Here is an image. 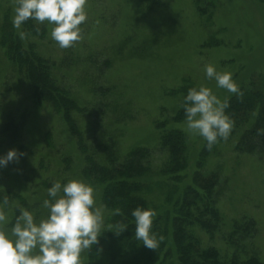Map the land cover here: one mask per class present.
<instances>
[{
	"label": "rangeland",
	"instance_id": "1",
	"mask_svg": "<svg viewBox=\"0 0 264 264\" xmlns=\"http://www.w3.org/2000/svg\"><path fill=\"white\" fill-rule=\"evenodd\" d=\"M14 4L0 0V156L11 149L23 153L0 168V196H9V215L23 207L35 211L37 220L44 218L40 204L54 181L91 184L84 172L86 157L108 165L105 157L111 149L117 163L132 150L144 149L148 168L137 180L139 195L151 208L166 209L171 191L177 188L175 199L196 171L214 175L219 225L213 234L192 229L200 246L217 250L221 262L235 256L264 263V137L261 150L246 152L238 149V131L202 158L206 142L187 130L181 106L187 91L201 85L221 100L233 95L205 79L206 64L232 72L239 87L250 78L264 80V12L258 1L88 0L83 39L67 49L51 39L46 23L33 22L44 26L42 37L21 40L12 25ZM4 28L24 49L31 43L48 62L55 85L75 104L66 118L71 126L63 111L32 101L29 85L1 43ZM12 123L21 130L9 143L6 133ZM170 129L185 138L186 168L177 185L160 173L168 158L160 136ZM91 185L97 204H103V187ZM110 215L106 208V218ZM106 232L97 245L102 251L93 260L86 251L85 264H119L125 257L119 243L105 238ZM143 248L138 242L136 250Z\"/></svg>",
	"mask_w": 264,
	"mask_h": 264
},
{
	"label": "trees",
	"instance_id": "2",
	"mask_svg": "<svg viewBox=\"0 0 264 264\" xmlns=\"http://www.w3.org/2000/svg\"><path fill=\"white\" fill-rule=\"evenodd\" d=\"M257 1L264 12V0ZM33 22L29 20L23 30L30 33V36L42 37L44 26L34 25ZM2 34L1 43L6 48V56L15 64L29 85L32 101L37 105L48 103L53 110L63 111L66 120L69 110H73L75 104L68 99V94L55 85L48 62L35 53L31 43L24 49L20 39L12 32L7 33L4 28ZM239 89V95L233 94L228 98L229 107L225 110L234 121L230 135L241 132L238 149L246 152L261 150L263 137L257 135V129H264V80L256 82L254 78H250L248 84L240 86ZM176 119L180 117L177 116ZM66 121L71 126L68 119ZM19 126L13 123L9 126L6 133L9 143H14L18 138L21 130ZM160 147L168 154L160 173L167 177L169 182L177 185L181 179L180 173L186 168L185 138L175 129L167 130L160 136ZM81 149L83 150L82 147ZM111 151L113 152V149ZM209 151L204 145L200 156L204 158ZM112 152L105 157L108 165L99 164L92 157H86L87 167L84 172L91 184L103 187L101 200L106 208H119L121 211V215L111 214L106 222L112 225L121 222L128 225V228L119 234L107 231L105 235L110 241L119 243V253L126 257L122 258L119 264H264L255 257L243 261L235 256L227 262H221L217 250L200 246L192 229L198 228L213 234L219 225V217L213 197L216 177L204 176L198 171L193 174L191 184L184 187L175 199L172 194L178 190L175 188L171 191L164 202L166 209L156 212L153 231L157 236L163 237L159 247L155 250L143 248L146 251L138 252L136 249L139 241L134 236V219L130 212L137 206L151 208L139 195L141 183L137 180L147 171L148 163L145 157H148V152L144 149L132 150L118 163ZM64 162L67 163L66 159ZM97 248L98 246L94 245L90 250L91 260L96 257Z\"/></svg>",
	"mask_w": 264,
	"mask_h": 264
},
{
	"label": "clouds",
	"instance_id": "3",
	"mask_svg": "<svg viewBox=\"0 0 264 264\" xmlns=\"http://www.w3.org/2000/svg\"><path fill=\"white\" fill-rule=\"evenodd\" d=\"M87 3L88 0H15L12 25L21 40L30 38L31 34L23 30L29 20L51 25V39L59 48L67 49L83 39ZM204 75L215 81L217 88L240 94L232 72L218 71L214 65L206 64ZM181 106L187 130L203 138L207 149L229 138L234 121L225 111L229 107L227 98L221 100L211 88L201 85L187 91ZM257 135L264 137V129H257ZM22 156L15 149L8 150L0 156V168ZM0 190L4 193L2 187ZM46 193L40 207L47 214L39 220L35 211L23 207L9 215V196H0V264H85L84 253L99 244L103 232L119 234L128 228L126 223L106 222V206L97 204L96 190L85 180H57ZM110 211L121 215L119 208ZM130 215L135 239L147 249H157L163 237L153 231L155 209L137 206Z\"/></svg>",
	"mask_w": 264,
	"mask_h": 264
}]
</instances>
